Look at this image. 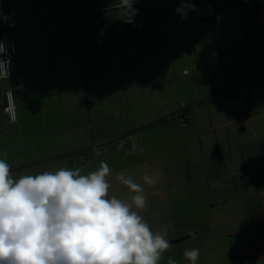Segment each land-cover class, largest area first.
<instances>
[{
  "label": "crops",
  "instance_id": "1",
  "mask_svg": "<svg viewBox=\"0 0 264 264\" xmlns=\"http://www.w3.org/2000/svg\"><path fill=\"white\" fill-rule=\"evenodd\" d=\"M7 1L12 0H2L3 4L0 3V28L11 26L18 51L11 59V77L0 81V159L10 165L13 178L44 171L55 172L60 168L80 169L81 174H88L103 161L112 169L109 177L112 188L109 194L126 199L129 192L115 181L116 173L126 172L142 183L140 177L144 173L160 172L161 180L155 188L144 186L148 203L145 210H140V214L153 231L167 227L169 242L184 239L171 244L174 254H180L181 258H172V252L168 254L170 248L163 254L160 264H167L169 257L177 261V264H189L183 256L184 250L180 248V243L197 235H202L197 237H202L200 242L204 245L205 253V258H199L197 264H264V237L258 235V227L264 225V169L261 170L264 168V137L259 134L255 138L259 143L255 154L259 163L253 166L260 170L256 178L247 184L242 176L251 161L246 160L247 153L243 144L238 160H228L225 165L227 170L221 175L217 163L212 162L222 155L219 143L211 145L217 154L206 156L199 166L194 160L196 151H192L188 144L182 147L180 138H176L173 131H170V135L167 133L170 140L168 144L163 138L165 134H146L147 130L156 129L163 122L161 120L166 119L164 109L167 102L162 96L146 95L144 88L152 82L179 86L177 83L184 81L183 77L190 78L191 75L188 61L185 62L184 57L182 62L180 60L182 49L196 48L199 43L208 42L207 39L201 41L197 33L188 30L187 25L192 22L189 13L193 14L192 10L185 9L187 15L184 18L176 11L182 6L178 0H135L138 5L149 2L151 8L136 13L133 21L142 22L144 27L132 30L130 23L123 19L124 9L119 6V0H14L17 3L15 10L5 9ZM207 1L214 7V18L210 26L203 25L204 29L222 26L224 21L229 20L231 26L240 27L237 41L241 49L248 51L250 48L245 44L247 28L243 25L245 17L241 20L232 14L233 10H228L224 0ZM249 3L256 13L264 17V6L260 0H249ZM103 10L108 11L104 22L101 20ZM13 12L16 16L11 15ZM116 20L125 25L124 32L114 28ZM56 22H60L63 28L71 23L73 37L77 40L79 30L83 34L85 29L94 41L93 52H99L102 56L104 48L106 59L123 61L122 70L128 71L130 68L126 63H132L133 68L128 76L133 79L128 80V83L136 80L135 84L142 88V95L123 94L114 100L103 101L107 106L102 107L98 113L97 100L100 96L91 100L86 95V73L89 72L92 77L99 75L100 64L88 65L85 62L86 54L79 46L73 49L37 45L38 40L43 42L44 36L52 41L49 28ZM36 26L42 28L41 36L34 29ZM102 26L105 27L104 31L98 33ZM173 29L179 33H173ZM193 29L196 31L200 28L194 26ZM57 33L60 39L61 35ZM218 55L221 56L220 53ZM185 69L189 75L184 74ZM108 75L115 78L112 87H120L119 70L110 67ZM7 89L14 93L18 111L16 123H11L3 112L2 93ZM87 101L91 119L88 128ZM180 113L170 112L169 121H174ZM93 114L97 121L121 119L129 126L120 132L98 134L93 124ZM185 114H181L185 117L180 121L184 127L190 120L188 114ZM228 120V126L234 122ZM210 122L213 126L212 118ZM212 128L213 131L217 130ZM122 138H126L127 146L115 143ZM133 143L136 148L131 147ZM94 147H102L103 150L99 155H94ZM180 154L188 158L185 166L188 177L184 181L188 179L189 187L193 188L188 195L183 194L187 185L179 177L175 165L180 164ZM82 158L84 162H81ZM234 164L239 166L238 170L229 169ZM194 166L195 172L196 168L201 167L204 174L213 175L202 186L209 190V197L195 190L198 188L195 186L198 180L192 183ZM153 192L157 194L152 195ZM202 198L210 200L206 210L208 218L213 217L201 223L205 225L199 229L200 223H187V216L199 212L195 208L197 201ZM189 199L195 201L192 210L187 207ZM248 201L253 207L248 206Z\"/></svg>",
  "mask_w": 264,
  "mask_h": 264
},
{
  "label": "rangeland",
  "instance_id": "2",
  "mask_svg": "<svg viewBox=\"0 0 264 264\" xmlns=\"http://www.w3.org/2000/svg\"><path fill=\"white\" fill-rule=\"evenodd\" d=\"M237 1L242 8L243 14L231 9L226 1L225 6L229 7L228 10H233L232 14L237 17L239 16L241 20L243 19L242 17H245L246 22L243 21V25L245 24L249 32L250 49H247L248 51L241 49L237 41L241 29L240 27H234L228 24L229 20L224 21L222 26L218 25L217 27L204 29L203 25L210 26L211 21L200 23L192 13H189L192 17V22L187 25L188 30L197 33L201 41L207 39L206 41L208 42H201L196 45V48H190L188 50L185 48L182 49L181 55L183 56H180V60L182 62L184 57L186 59L185 62L188 61L191 66V75L190 78L187 76L185 78L183 77L184 81L177 83L179 86L175 87L171 84L165 85V83H161L160 85L157 82H152L144 88L146 95H159L166 99L167 102L164 109L166 112L165 115H167L166 119L161 120L163 122L159 123L156 129L147 130L148 133L146 134L148 136H151L154 132L165 134L163 138L167 142L166 144H168L170 140H168L167 133L170 135V131H173L172 133L176 134L175 137L180 138L182 147L188 144L192 147V151H196L197 155L194 160L197 161L196 164L199 166L201 165V161L205 160L206 156L210 157L213 154H217L216 149H212L211 145L216 146L219 143L222 155L217 156V160L212 162L213 164L217 163V169L220 170L221 175L225 173V169L227 170L225 165L228 163V160L233 162L238 160L241 153L240 148L243 144L247 153L246 160L251 161V164L243 173L242 177L249 184L250 181L256 178L260 170V168L253 166L259 163L258 156L255 155L257 154L256 149L259 143L255 141V138L259 137V134L264 137V19L261 14L255 12L249 0ZM15 2L14 0L7 1L5 9L12 8L15 10L17 4ZM0 3L3 4L2 0H0ZM194 26H198L200 29L194 31ZM34 29L41 36L42 28H37L36 26ZM79 31L80 35L77 40L73 37L72 26L69 23L66 28L59 31L61 35L60 39L57 37L58 33L52 34L53 42L49 40L50 38L44 36L42 39L43 42L38 40L37 45L48 48L51 46L72 47L73 49L79 46L86 54L85 62L88 65L95 64L96 66V63L100 64L101 71H99V75L92 77L89 75V72L86 73V95L88 94L91 100L92 98L95 99V97L100 96L97 100L98 108L96 111L98 113L102 110V107L107 106L105 102L114 100L115 97L119 98L123 94L130 93L138 96L142 95V88L135 84L136 80L129 81L130 84L128 83V80L133 79L128 76L130 69L133 68V64H128L127 62L126 66L129 65L130 69L124 71L122 70L124 66L121 59L110 61L104 57V48L101 52L102 56H100L99 52L94 53L92 50L94 47L93 39L87 35L85 29H83V34L81 30ZM172 31L175 34L179 33L176 29ZM98 33H100L99 29ZM15 37L18 40L16 35ZM110 67H114L116 71L119 70L118 78L120 79V87H112L114 86L112 81L115 78L114 76L108 75V68ZM131 83L134 85L133 87ZM88 104L87 101V128L91 123ZM90 105H92L91 102ZM92 110L94 111L95 109ZM176 111L182 113L179 116L177 114L174 121H169L168 114ZM183 113L188 114L190 117L186 127L180 123L185 117L181 116ZM92 118L95 131L98 134L120 132L129 126L126 121L121 119L112 122L104 119L97 121L94 119V114ZM211 118L213 120V126L212 122H210ZM228 119L231 121L238 120L231 122L228 126L227 122H230ZM212 127L217 130L213 131ZM262 141L264 142V140ZM237 146H239V149ZM179 158L180 164L178 165L176 163L175 165L180 174L178 176L184 181L188 177L185 168L188 158L183 154H180ZM232 168L238 170L239 166L234 164L233 167H229V169ZM196 169L197 172H195V166L192 167L194 172L192 183L195 184L198 180L195 184L198 188L195 190L196 192L200 191V193L207 195L204 197H209L207 193L209 190L206 186H202L205 181H209V176L212 177L213 175L204 174L201 171V167ZM184 182L187 185V189L184 190L183 194L188 195L193 188L191 189L189 187L188 179L187 182ZM209 201L206 198L198 200L195 209H198L199 212L196 215L187 216V223H200L201 227L199 229H203L205 224L201 223H205L207 219L209 220L213 217L208 218L206 207L209 206ZM194 203V200L189 199L187 201V207L192 210ZM248 206L253 207V204L248 201ZM214 221H216V218ZM197 236L187 238L181 242L180 248L183 250L198 248L200 250L199 258H205L204 245L200 242L202 237ZM173 250L174 247H171V251L168 254L172 252V258H181L180 254L175 255ZM210 257L216 258L212 255Z\"/></svg>",
  "mask_w": 264,
  "mask_h": 264
},
{
  "label": "clouds",
  "instance_id": "3",
  "mask_svg": "<svg viewBox=\"0 0 264 264\" xmlns=\"http://www.w3.org/2000/svg\"><path fill=\"white\" fill-rule=\"evenodd\" d=\"M133 2L119 0L126 23L137 13ZM185 9L194 5L182 0L176 11L186 18ZM0 56V79H8L11 60L3 43ZM111 175L101 161L88 174L60 168L14 179L0 159V264H160L172 247L168 229L153 231L140 210L148 203L144 186L155 188L162 174L146 172L139 183L116 173L115 181L129 192L126 199L109 194ZM183 256L197 264L200 250L185 249ZM167 264L177 261L169 257Z\"/></svg>",
  "mask_w": 264,
  "mask_h": 264
},
{
  "label": "built area",
  "instance_id": "4",
  "mask_svg": "<svg viewBox=\"0 0 264 264\" xmlns=\"http://www.w3.org/2000/svg\"><path fill=\"white\" fill-rule=\"evenodd\" d=\"M178 1L182 5V0H178ZM183 3L194 5V10H192V12L197 20H205V19L214 18V7L212 3L207 0H183ZM260 3L262 6H264V0H260ZM133 7L137 9V13H139L140 10L150 9L151 4L149 2H145V3L138 5V3H136L134 0ZM107 14H108L107 10L101 11V20L103 22L107 19ZM12 15L14 16L15 13H12ZM129 26H130V29L132 30H140L144 27L143 23L140 21H133L132 23H130ZM114 28L121 33L124 32L126 29L125 25L119 20H116L114 22ZM61 29H62L61 23L56 22L54 26L49 28V31L50 33L54 34V33H57ZM104 29H105L104 26L100 27L99 32H103ZM0 43H3L5 45L6 50H7V56L11 60L12 57H14L18 51L16 41L12 36L11 26L6 25L0 28ZM3 58L4 57L0 56V59H3ZM10 77H11V66H10V74L8 76V79ZM1 80H7V79H0V81ZM1 104L3 107V111L5 115L7 116L8 120L11 123H16L18 121V112H17L16 103H15L14 93L12 90L7 89L2 93ZM184 122L185 121H183V123ZM117 144L120 146H127L126 138H122L118 140ZM131 147L136 148V145L133 143ZM102 150H103L102 147H94L92 149V152L94 155H99L102 152ZM84 161L85 159L82 158L81 162H84Z\"/></svg>",
  "mask_w": 264,
  "mask_h": 264
},
{
  "label": "trees",
  "instance_id": "5",
  "mask_svg": "<svg viewBox=\"0 0 264 264\" xmlns=\"http://www.w3.org/2000/svg\"><path fill=\"white\" fill-rule=\"evenodd\" d=\"M226 1V3H227V5L231 8V9H233V10H235V11H237V12H239V13H242L243 14V11H242V8H241V6L239 5V3H238V1L237 0H225ZM13 13H15V12H13ZM12 15V14H11ZM13 16V15H12ZM14 16H16V13H15V15ZM62 25V24H61ZM62 28H63V26H62ZM11 30H12V28H11ZM62 30V29H61ZM60 31V30H59ZM58 31V32H59ZM13 36V35H12ZM14 38V37H13ZM249 41H250V38H249V32H248V30L246 29V32H245V44H246V46L248 47V48H250V44H249ZM2 81V80H1ZM3 108V107H2ZM4 112V111H3ZM18 112V111H17ZM117 142L118 141H116L115 143L117 144Z\"/></svg>",
  "mask_w": 264,
  "mask_h": 264
},
{
  "label": "water",
  "instance_id": "6",
  "mask_svg": "<svg viewBox=\"0 0 264 264\" xmlns=\"http://www.w3.org/2000/svg\"><path fill=\"white\" fill-rule=\"evenodd\" d=\"M257 12H259V10H257ZM263 19H264V17H263ZM213 20V18H210V19H205V20H200L201 22H209V21H212ZM73 162L71 161L70 162V164H72ZM258 235L259 236H262V237H264V225H260L259 227H258ZM182 240H184V239H179V240H173V241H171L170 243L171 244H177V243H179L180 241H182Z\"/></svg>",
  "mask_w": 264,
  "mask_h": 264
}]
</instances>
